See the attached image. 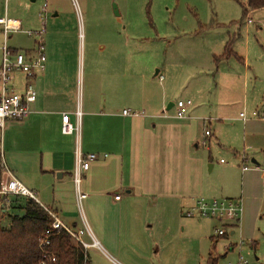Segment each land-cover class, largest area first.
Here are the masks:
<instances>
[{
	"label": "crops",
	"instance_id": "crops-1",
	"mask_svg": "<svg viewBox=\"0 0 264 264\" xmlns=\"http://www.w3.org/2000/svg\"><path fill=\"white\" fill-rule=\"evenodd\" d=\"M72 1L0 0V18L19 21L21 30L15 34L26 38L19 45L17 42L9 44L15 35L9 34L7 44L24 52L27 59L34 56L35 46L26 31L45 26L43 16L51 27L44 35L45 70L32 79L37 95L29 104L31 113L22 121H7L0 131V183L8 177L6 170L10 171L65 225L74 229L85 226L100 245L99 249L90 248L101 252L113 264L122 263L117 259L132 262L130 255L145 258L153 253L155 257L163 248H159L162 243H158L153 225L157 214H170L173 201L176 207L191 208L205 191V161L198 149L199 143L205 145L204 140L209 141L210 137L219 142L213 124L220 121L219 107L208 98L211 90L202 93L201 89H196L200 85L196 80L194 88L184 93L187 99H194L195 106L188 108L186 118H175L172 76H169L171 88L168 83H161L163 79L159 77L160 94L147 90L137 79L139 69L135 71V68L139 66L126 35L124 47L113 43L110 44L113 50L92 44L85 48L84 44L87 74L83 67V78L79 82V46L76 39L72 40L76 33L60 29L65 14L75 10L76 4ZM44 3H47V11L40 16ZM1 35L0 42H3ZM230 37L236 38L235 34H228L221 54ZM235 43L233 40L231 50L242 61L234 59L247 68L248 48L245 47L242 55ZM204 48L214 58L216 52L211 46L204 45ZM127 58V66H120L118 73L110 70L113 61ZM187 67L193 69L191 72L198 70L191 63ZM130 68L135 74L125 72ZM164 69L167 71L166 67ZM192 75L187 72L185 80ZM13 79V89L22 92L25 75L14 72ZM185 80L177 78L175 82L185 86ZM124 109L143 114L124 115ZM77 110L80 112L78 138L61 131L62 115L67 114L75 125ZM253 113L256 112L251 116ZM208 146L210 148L209 143ZM77 147L83 154L96 155L82 176L80 189L87 196L80 205L72 178ZM117 195L119 199H115ZM5 197H0V216L4 214V218H0L2 228L9 226L11 215L23 214L22 205L17 209L8 198L2 200ZM168 232L165 227L164 236ZM83 239L90 242L87 233Z\"/></svg>",
	"mask_w": 264,
	"mask_h": 264
},
{
	"label": "rangeland",
	"instance_id": "rangeland-1",
	"mask_svg": "<svg viewBox=\"0 0 264 264\" xmlns=\"http://www.w3.org/2000/svg\"><path fill=\"white\" fill-rule=\"evenodd\" d=\"M73 1L75 10L65 14L60 29L76 33L72 40L76 39L79 46V82L83 78V67L87 74L84 44L85 48L92 44L113 50L110 47L113 43L124 47L126 35L139 66L135 68V71L139 69L137 79L147 90L160 94L157 83L160 76L163 77L161 83H168V88H171L169 76H172L174 89L170 90L174 102L186 100L184 93L194 88L196 80L200 82L197 90L201 89L202 93L211 90L208 98L219 107L220 121H213L217 131L214 135L219 142L210 137L209 141L204 140L205 145L199 143L198 152L205 161V191L199 197L208 201L238 200L241 205L239 220H228L222 227L223 223L217 219L198 221L196 217H187L185 213L190 208L176 207L173 201L170 214H157L154 218L156 239L162 243L159 248L163 246L157 255L153 257V253H149L145 258L130 255L132 262L129 263L117 260L121 264H205L208 253L212 252L217 264H264V121L258 115L264 89V9L243 15L241 4L246 0ZM42 19L45 31L50 29L47 19L44 16ZM228 34H235V47L242 55L245 47L248 48L247 68L234 57L215 62L206 52L204 45H210L215 56L221 54ZM25 39L18 33L9 44L17 42L19 45ZM1 58L0 52V64ZM128 60L113 61L110 70L118 73L117 69L127 66ZM189 63L198 68L197 72L190 71L193 69L187 67ZM135 71L125 70L131 74ZM187 72L193 75L185 80ZM177 78L185 80V86L175 82ZM190 99L195 106L194 99ZM253 111L258 116H251ZM240 112L247 117L246 122L239 118ZM242 165L248 169L242 171ZM7 198L17 209L26 202L23 197L8 196L2 200ZM0 218L3 219L4 214ZM165 227L169 229L166 236ZM217 228H223L226 234L217 236L214 232ZM86 257L89 264H113L92 248L87 249Z\"/></svg>",
	"mask_w": 264,
	"mask_h": 264
},
{
	"label": "built area",
	"instance_id": "built-area-1",
	"mask_svg": "<svg viewBox=\"0 0 264 264\" xmlns=\"http://www.w3.org/2000/svg\"><path fill=\"white\" fill-rule=\"evenodd\" d=\"M75 2V1H74ZM47 11V3H44L40 9V16H43ZM250 22V20H248ZM21 30L19 21L14 19L0 18V31L3 35V42L1 45V64H0V131H3L7 121L15 120L22 121L26 119L31 113L29 104L34 102L36 99V89L32 83V79L39 73L45 70L46 66V53L44 44L45 28L42 25L38 30H28L26 34L32 38L35 46V54L33 57L27 59L24 52L14 50L7 44L9 34L16 33ZM14 72H21L25 75V87L22 92H16L13 89ZM163 77L160 76V80ZM193 104L191 99L178 100L174 103V117L178 119H184L187 117L188 108ZM124 115L130 116H141L142 111L124 109L122 111ZM256 116V113H253ZM76 123L73 125L69 121L67 114L62 115L61 131L64 134H75L76 138L79 137V117L80 112L77 110L75 113ZM240 117L243 121H246L244 113H240ZM209 133L206 131V135ZM96 159L94 153L83 154L77 147L75 150L74 168L72 172V178L75 185L76 200L78 205L87 196L86 193L81 191L80 184L83 173L88 170L90 162ZM221 162H223L221 160ZM258 168V165H256ZM242 171L248 169L246 165H242ZM7 176L5 180L0 183V197L14 196L23 197L25 199H32L39 203L36 193L28 189L23 183L12 175V173L6 170ZM115 199H119V196H115ZM40 204V203H39ZM41 205V204H40ZM52 217L51 223L48 225V229L45 230L43 238L40 241V247L43 249L49 244V238L51 231L53 230H64L71 238L83 249L94 247L99 249L100 245L90 234L88 229L83 226L80 229H74L65 225L54 213L48 211ZM241 213V205L238 200H212L208 201L203 198H198L195 205L186 211L187 217H196L198 220L202 218L217 219L222 222V227L228 220H239V214ZM217 236L226 234L223 228H217L214 231ZM88 234L90 242L83 239L84 234ZM233 233V232H232ZM51 260H54L53 258ZM43 264V263H42Z\"/></svg>",
	"mask_w": 264,
	"mask_h": 264
},
{
	"label": "trees",
	"instance_id": "trees-1",
	"mask_svg": "<svg viewBox=\"0 0 264 264\" xmlns=\"http://www.w3.org/2000/svg\"><path fill=\"white\" fill-rule=\"evenodd\" d=\"M243 15L250 11L264 9V0H246L241 4ZM234 37H230L223 53L214 56L217 62L236 57L231 50ZM260 117L264 119V90L261 100ZM22 215H11L8 227H0V264H89L86 252L64 230H53L49 244L43 249L40 241L52 221L49 209L32 199H26ZM54 260H51V259ZM205 264H217V257L209 252Z\"/></svg>",
	"mask_w": 264,
	"mask_h": 264
},
{
	"label": "water",
	"instance_id": "water-1",
	"mask_svg": "<svg viewBox=\"0 0 264 264\" xmlns=\"http://www.w3.org/2000/svg\"><path fill=\"white\" fill-rule=\"evenodd\" d=\"M171 106V105H170ZM168 109V108H167ZM253 163H255L256 164V161H252Z\"/></svg>",
	"mask_w": 264,
	"mask_h": 264
}]
</instances>
